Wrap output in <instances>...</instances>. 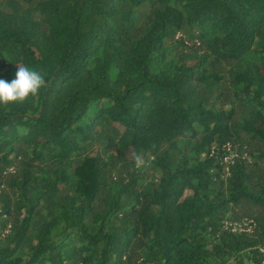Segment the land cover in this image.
<instances>
[{"label":"trees","instance_id":"16d2710c","mask_svg":"<svg viewBox=\"0 0 264 264\" xmlns=\"http://www.w3.org/2000/svg\"><path fill=\"white\" fill-rule=\"evenodd\" d=\"M17 64L46 86L0 105V264L264 261V0H0Z\"/></svg>","mask_w":264,"mask_h":264},{"label":"clouds","instance_id":"9594fccd","mask_svg":"<svg viewBox=\"0 0 264 264\" xmlns=\"http://www.w3.org/2000/svg\"><path fill=\"white\" fill-rule=\"evenodd\" d=\"M46 86L45 76L35 68L17 64L15 79L7 82L0 79V105L24 103L30 97L35 98L40 90ZM137 167L142 166L143 160L135 156Z\"/></svg>","mask_w":264,"mask_h":264},{"label":"rangeland","instance_id":"374dc122","mask_svg":"<svg viewBox=\"0 0 264 264\" xmlns=\"http://www.w3.org/2000/svg\"><path fill=\"white\" fill-rule=\"evenodd\" d=\"M234 149V148H233ZM235 150V149H234ZM143 160V164L141 167L142 170L145 171L146 175H147V178H151L152 176L154 175H157L158 172L155 171V172H152L151 171V166H150V160H151V156L150 154L148 153H143L141 156H140ZM227 163V162H226ZM228 164V163H227ZM227 164L224 165L223 167V175H228V169H227ZM225 223H228V224H233L235 226V229H243L245 226L248 227V229L251 228V224H250V221L249 220H240V221H233L232 219H229L227 218V220L225 221ZM245 264H264V261L262 263H255L254 261H251V260H247Z\"/></svg>","mask_w":264,"mask_h":264},{"label":"built area","instance_id":"2783aa9c","mask_svg":"<svg viewBox=\"0 0 264 264\" xmlns=\"http://www.w3.org/2000/svg\"><path fill=\"white\" fill-rule=\"evenodd\" d=\"M226 148L229 150L224 155V161L229 163L230 161H233V157L237 154V152L233 149L232 145L230 143L225 144ZM227 169L229 170V165L227 164Z\"/></svg>","mask_w":264,"mask_h":264}]
</instances>
